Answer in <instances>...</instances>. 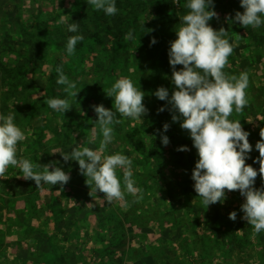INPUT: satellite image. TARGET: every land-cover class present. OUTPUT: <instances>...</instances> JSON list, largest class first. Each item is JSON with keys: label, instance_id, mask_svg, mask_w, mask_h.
<instances>
[{"label": "rangeland", "instance_id": "obj_1", "mask_svg": "<svg viewBox=\"0 0 264 264\" xmlns=\"http://www.w3.org/2000/svg\"><path fill=\"white\" fill-rule=\"evenodd\" d=\"M122 3L125 7L120 13L136 10L138 19L131 27L124 26L120 41L110 36L103 41L95 39L97 48L104 50L103 56L79 55L72 59V66H63L68 78L82 88L77 98H70L64 85H55V96L48 89L49 76L57 73L58 62L56 51L48 47L49 41L41 34L47 27L58 34L57 26L66 30L69 24H78L76 16L94 28L97 10L87 0H0V62L14 67L25 60L22 54L29 52L38 38L45 43L44 52L38 51L40 55L32 63L0 71V114L14 112V123L25 132L26 139L18 144V156L39 163V171L51 164L71 177L63 187L43 184L38 188L34 180L17 178L22 173L9 168L10 178L0 180V264H264V232L253 235V227L242 219L241 205L246 197L239 191L228 192L223 203L207 208L190 190L184 165L177 161V152H171L172 144L164 150L160 164L148 163L135 154L134 147L146 145L151 134L152 109L146 90L155 81L173 84V68L163 54L169 57L180 17L189 10L180 4L170 20L160 22L164 0ZM214 7L219 18L209 24L217 30L227 29L226 38L238 44L224 71L237 76L249 74L246 92L250 103L242 113L229 118L240 120L250 133L253 150L246 163L258 170L255 145L264 128V25L253 29L234 22L236 12L244 11L240 0H214ZM16 16L30 34L21 30L13 19ZM61 16L67 23H58ZM130 31L134 39L125 41ZM140 32L152 36L145 39ZM157 32L160 43L149 44L148 39ZM114 47L119 55L113 60ZM100 59L102 63H98ZM182 67L177 65L176 70ZM121 77L130 78L145 93L143 102L149 111L140 120L125 118L114 125V140L103 154L128 156L133 161L135 186L143 192L142 199L126 193L124 200L108 203L104 193L89 195L90 187L78 162L65 163L60 152L70 153L74 147L99 150L102 133L93 106L113 108L114 97H108L105 90ZM49 98H66L74 104L60 113L45 103ZM187 132L181 128L178 136L185 137ZM189 143L196 165L198 152L192 139ZM117 175L123 187V170L118 169ZM255 187L264 188L259 174ZM233 211L237 212L235 221L229 219ZM232 234L248 243L238 246Z\"/></svg>", "mask_w": 264, "mask_h": 264}, {"label": "clouds", "instance_id": "obj_2", "mask_svg": "<svg viewBox=\"0 0 264 264\" xmlns=\"http://www.w3.org/2000/svg\"><path fill=\"white\" fill-rule=\"evenodd\" d=\"M240 2L244 11L236 12L234 22L253 29L264 25V0ZM87 3L97 11L103 10L108 16L118 12L115 0H87ZM172 3L180 4V0H172ZM183 7L189 11L180 17L177 38L171 42L169 49L172 82L176 90L170 98L168 89L163 86L154 94L158 99L168 101L173 111L172 120L179 122L182 117L180 126L190 133L199 156L192 179L195 181V192L202 198L201 203L208 208L223 203L228 192L239 191L246 197L241 205L242 219L253 227V235H257L264 232V188L255 187L258 174L264 179V128L260 129L261 139L255 145L259 152L257 170L246 163L253 150L250 133L244 130L240 120L229 118L233 113H242L250 103L246 92L250 84L249 74L241 72L237 76L224 71L238 44L230 43L226 38L227 29L221 27L217 30L209 24L213 18H219L214 0H188ZM58 23L65 24L67 20L61 16ZM78 29L77 23L68 25L71 33H77ZM83 39V35L79 34L70 36L66 44L67 54L73 55L77 43ZM132 39L131 31L125 34V41ZM150 43H157L156 38L153 37ZM177 65L183 67L176 70ZM56 72L57 83L65 86L63 90L67 96L77 98L82 88L68 78L62 65L57 66ZM105 92L108 97H114L113 108H106L103 104L93 106L102 133L99 150L74 147L70 153H60L65 163L70 160L78 162L80 173L87 178L85 183L90 187V196L94 197L99 191L104 193L108 203L124 200L126 193L142 199L143 190L136 187L133 180V161L120 153L107 156L103 153L114 140V125L122 123L125 118L140 120L148 114L149 110L143 102L145 93L126 77L117 79ZM45 103L60 113L72 108L66 98H49ZM164 110L163 107L158 109L159 112ZM14 120V112L0 114V180L10 178L8 170L14 168L22 173L17 178L34 180L38 188L43 184L66 185L71 177L63 168H53L48 164L43 171H39V163L18 156V144L26 139V135ZM169 127L165 123L164 131L167 132ZM92 142H95V130ZM169 142V137L163 135L162 143L167 146ZM177 150L190 149L185 145ZM118 169L123 170V187L117 175ZM229 219L235 221L237 212H231Z\"/></svg>", "mask_w": 264, "mask_h": 264}, {"label": "trees", "instance_id": "obj_3", "mask_svg": "<svg viewBox=\"0 0 264 264\" xmlns=\"http://www.w3.org/2000/svg\"><path fill=\"white\" fill-rule=\"evenodd\" d=\"M188 0H180V4H187ZM180 4H174L172 3V0H164V6L161 7L159 10V15H160V22H164L166 20H170L174 14L177 11V6ZM127 5H130V3H127ZM116 6L118 8L117 14L114 16H108L104 13L103 10L96 11V19H95V24L94 28H90L89 26L86 25V23L77 17V22L79 24V28L81 29V32L77 33H71L68 31V29H64L60 26L58 27V34H53L50 30L49 27L44 28L41 36L45 37L49 41L48 47H50L52 50H55L56 53L55 58L56 61L58 62V65L64 66L65 64L70 67L72 63V59L77 58L79 55H92L95 54V56H103L104 50H100L96 46V40L99 39L102 40L106 38V36H110L117 41L121 39V35L123 34V28L125 25L128 27H131L133 23L136 22L138 19V14L136 13V10H132V14H121L120 9H123L125 6L122 3V0H119V3L116 2ZM9 14V13H7ZM101 15H104L102 18ZM12 15L14 13L12 12ZM21 26V30L24 31L25 33H31L29 29L26 28L23 20L20 18V16L13 17ZM83 35L84 39L81 42H78L76 45L75 53L73 55H68L66 52V44L67 40L70 36L72 35ZM144 35L145 39L147 37L152 36V34H149L146 36L144 32H140L139 36ZM143 37V36H142ZM157 40V43L154 45L156 46L157 44L160 43L161 37L158 35V32L154 36ZM8 38V37H7ZM137 38H139L137 36ZM91 39H93L91 41ZM152 39H148L149 42H151ZM44 41H42V38H38L36 45L34 47L29 48V52L26 51L25 54L18 53L16 50L15 52L18 53V55H23V62L25 63H32L34 60H36L39 57V52H44ZM151 44V43H149ZM33 46V45H32ZM38 47V48H37ZM37 48V49H36ZM105 50H108L105 48ZM39 51V52H38ZM112 59H116L119 55L118 48L114 47L112 51ZM106 54V53H105ZM43 57H45V54H42ZM163 57L165 58V61L169 60V57H166V55L163 54ZM167 59V60H166ZM23 62H19L16 64V66H9L5 62H0V71L7 72V71H12L15 69V67L22 66ZM98 63H102V59L98 61ZM55 75L58 74L53 72L49 76V90L50 92L53 93L55 96L54 88L55 85L57 84V79H55ZM161 86L165 87L169 91V98L171 97L172 93L175 91V87L173 86L172 83L170 82H165V81H155L154 84L150 85L146 92L148 94L149 101L151 103V109H152V117H151V123H150V128H151V134L148 139V143L145 145L143 144L142 146H135L134 147V152L138 157H143L148 163L150 162H155L156 164H160L162 162L164 150L169 144H172L171 152H177L176 159L179 162H182L184 165L183 167L186 170V178L189 182V188L190 190L194 191V183L195 181L192 179V172L193 169L195 168L194 160L195 157L192 154L193 150L191 149V145H189V141L191 137L188 138V135L185 137H179L178 135L181 132V126L180 124L182 123V117L179 122H174L172 120V115L173 111L171 108V105L168 103L166 100H160L155 96V92L158 88ZM74 104V101H73ZM73 104L71 106L73 107ZM164 108L165 110L162 112H159L158 109ZM168 123L170 125L169 129L167 132L164 131V124ZM167 135L169 137V144L165 146L162 143V136ZM188 146L190 149L189 151H178L177 149L180 146ZM188 161H191V163L188 164ZM188 164V165H187ZM187 165V166H186ZM231 239L240 247L244 246L245 244L248 243L247 240L243 239L240 235L238 234H232ZM62 259V258H61ZM60 260V259H58Z\"/></svg>", "mask_w": 264, "mask_h": 264}]
</instances>
